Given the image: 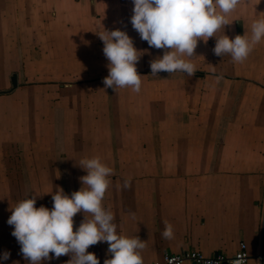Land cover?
<instances>
[{"label": "crops", "instance_id": "1", "mask_svg": "<svg viewBox=\"0 0 264 264\" xmlns=\"http://www.w3.org/2000/svg\"><path fill=\"white\" fill-rule=\"evenodd\" d=\"M133 8V0H0V87L13 72L18 82L0 94V256L10 253L0 264H29L10 209L39 194L36 207L51 210L58 189L70 196L83 187L81 159L97 156L113 169L102 204L118 234L146 243L143 261L190 249L231 256L245 242L247 264H264V39L240 63L214 54L215 37L200 40L193 75H153L150 62L165 50L140 38ZM227 18L225 35L250 37L264 0H240ZM115 29L142 53L138 93L105 88L98 33ZM84 218L74 216V231ZM165 222L173 239L162 237ZM107 249L102 241L87 251L104 264Z\"/></svg>", "mask_w": 264, "mask_h": 264}, {"label": "clouds", "instance_id": "2", "mask_svg": "<svg viewBox=\"0 0 264 264\" xmlns=\"http://www.w3.org/2000/svg\"><path fill=\"white\" fill-rule=\"evenodd\" d=\"M239 3L240 0H133L131 24L134 30L150 47L165 50L161 57L150 62L151 73L193 75L195 65L191 61L196 57L198 42L203 40L206 44L212 37L216 38L215 55H230L238 63L246 60L254 46L264 39V18L253 21L250 37L244 34L230 39L224 29L233 21L227 17ZM221 30L223 35L217 36ZM98 35L109 61L108 75L103 81L105 88L115 91L130 88L138 93L142 80L136 65L142 53L134 46L132 38L120 29L104 30ZM79 166L87 172L80 177L83 187L70 196L58 189L52 195L51 210L36 207L39 194L19 201L10 209L7 223L13 226L12 235L20 244L23 257L29 264H41L62 255H70L67 264H99L95 253L87 249L103 241L108 243L110 254L104 264H143L141 252L146 243L138 236L118 234L114 214L102 204L113 169L98 156L81 159ZM130 186V178L125 179L123 187ZM79 212H83L85 218L74 231L73 218ZM162 237L174 238L171 223L165 222ZM9 256L5 251L0 259L7 260ZM246 259L237 255L232 264H246Z\"/></svg>", "mask_w": 264, "mask_h": 264}, {"label": "built area", "instance_id": "3", "mask_svg": "<svg viewBox=\"0 0 264 264\" xmlns=\"http://www.w3.org/2000/svg\"><path fill=\"white\" fill-rule=\"evenodd\" d=\"M246 257V264L250 255L245 242H240L237 251L231 255L224 254L205 255L199 250H185L178 253H167L161 259L143 261V264H232V260L237 256Z\"/></svg>", "mask_w": 264, "mask_h": 264}, {"label": "water", "instance_id": "4", "mask_svg": "<svg viewBox=\"0 0 264 264\" xmlns=\"http://www.w3.org/2000/svg\"><path fill=\"white\" fill-rule=\"evenodd\" d=\"M10 81H11V87L7 90H0V94L11 92L12 90H14L18 86L17 73L16 72H13L11 74ZM215 255H217V253ZM223 264H225V263H223Z\"/></svg>", "mask_w": 264, "mask_h": 264}, {"label": "rangeland", "instance_id": "5", "mask_svg": "<svg viewBox=\"0 0 264 264\" xmlns=\"http://www.w3.org/2000/svg\"><path fill=\"white\" fill-rule=\"evenodd\" d=\"M22 71H23V70H21V73H22ZM32 76H36V74L33 73ZM28 78H29V75H28ZM7 81H8V84H6V85H4V86H1V87H0V90H1V89H9V87H11V85H10V80H9L8 77H7Z\"/></svg>", "mask_w": 264, "mask_h": 264}]
</instances>
